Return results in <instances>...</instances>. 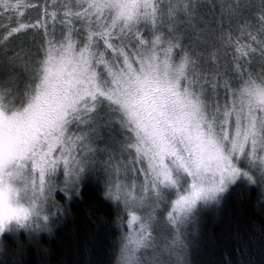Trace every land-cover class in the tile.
<instances>
[{"label": "snow or ice", "instance_id": "obj_1", "mask_svg": "<svg viewBox=\"0 0 264 264\" xmlns=\"http://www.w3.org/2000/svg\"><path fill=\"white\" fill-rule=\"evenodd\" d=\"M0 56V237L99 169L124 209L116 264H183L197 209L264 179V0H0Z\"/></svg>", "mask_w": 264, "mask_h": 264}, {"label": "trees", "instance_id": "obj_2", "mask_svg": "<svg viewBox=\"0 0 264 264\" xmlns=\"http://www.w3.org/2000/svg\"><path fill=\"white\" fill-rule=\"evenodd\" d=\"M33 2L42 6L44 0ZM40 14L36 8L25 11L31 21ZM71 197H53L48 229L2 236L0 264H116L124 210L106 198L105 178L85 177L79 195L73 191ZM213 206L183 264H264V182L238 181ZM157 251L160 247L142 253L143 263L164 264Z\"/></svg>", "mask_w": 264, "mask_h": 264}, {"label": "rangeland", "instance_id": "obj_3", "mask_svg": "<svg viewBox=\"0 0 264 264\" xmlns=\"http://www.w3.org/2000/svg\"><path fill=\"white\" fill-rule=\"evenodd\" d=\"M100 134L104 137V139L98 141V146L100 148H104L105 146L111 147L112 146V142L108 139L107 131L104 130V129H101V133ZM101 158H104V157L102 156ZM85 177H93V178L99 177V179L105 178L103 172L101 170H99V169L96 170V171H92L90 173H86L84 175V177L82 178V180ZM255 178L257 180V183L261 184L262 182H264V179H262L258 174H256ZM246 183H248V182H246ZM61 187H63V185L60 184V183H58L57 186H56V188H61ZM53 197H55L56 199H60L61 197H64V199H67L62 192H60L58 190H53V192H52V194L50 196V199H49L47 211L53 205V199H54ZM218 202H216V203H218ZM216 203H211V204H208L206 206H201V207H199L197 209L196 214H195L192 222L187 226V229H186L185 243H186L188 249H189V242H191L192 240H194V239H196L198 237L199 229L202 226V223L205 221V218L207 217V211L208 210L211 211L212 206L214 204H216ZM120 206L123 207L122 205H120ZM158 216H159V218H158V221H157V224H156L155 234L158 237V243H161V241H162L164 236H169L170 235V229H168V227L165 224L164 212H159ZM48 227H49V223H47L46 225H43L41 229H48ZM41 229H38V230H35V231H40ZM127 231H128V229H127V223H126V217H125L123 232H127ZM121 236H122V233H121ZM120 241H121V238H120ZM0 243H2V237H0ZM119 245H120V242H119ZM151 250H153V249H147L145 251H147V253H148ZM162 252L163 251L160 248V252L157 251V256L162 257V262L165 259V263L164 264H171V263H175L176 264V257L174 255H170V254H168L166 252H163V254H162ZM0 253H1V247H0ZM185 253H186V250L184 251L183 254H185ZM160 254H162V255H160ZM142 255L143 254H141V256ZM159 257H158V259H159Z\"/></svg>", "mask_w": 264, "mask_h": 264}, {"label": "clouds", "instance_id": "obj_4", "mask_svg": "<svg viewBox=\"0 0 264 264\" xmlns=\"http://www.w3.org/2000/svg\"><path fill=\"white\" fill-rule=\"evenodd\" d=\"M0 247H2V243H0Z\"/></svg>", "mask_w": 264, "mask_h": 264}]
</instances>
